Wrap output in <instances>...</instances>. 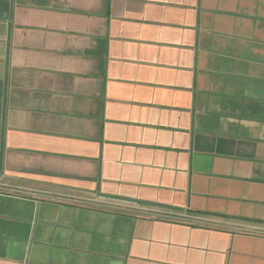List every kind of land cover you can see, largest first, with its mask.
Masks as SVG:
<instances>
[{"label": "crops", "instance_id": "0c3cea01", "mask_svg": "<svg viewBox=\"0 0 264 264\" xmlns=\"http://www.w3.org/2000/svg\"><path fill=\"white\" fill-rule=\"evenodd\" d=\"M0 264H264V0H0Z\"/></svg>", "mask_w": 264, "mask_h": 264}]
</instances>
